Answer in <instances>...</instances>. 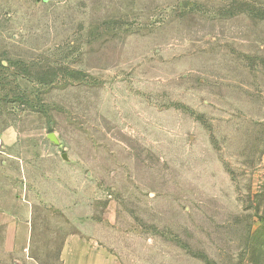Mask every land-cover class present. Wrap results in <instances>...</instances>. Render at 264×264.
I'll return each mask as SVG.
<instances>
[{
    "label": "rangeland",
    "instance_id": "374dc122",
    "mask_svg": "<svg viewBox=\"0 0 264 264\" xmlns=\"http://www.w3.org/2000/svg\"><path fill=\"white\" fill-rule=\"evenodd\" d=\"M73 235L264 264V0H0V264Z\"/></svg>",
    "mask_w": 264,
    "mask_h": 264
},
{
    "label": "crops",
    "instance_id": "0c3cea01",
    "mask_svg": "<svg viewBox=\"0 0 264 264\" xmlns=\"http://www.w3.org/2000/svg\"><path fill=\"white\" fill-rule=\"evenodd\" d=\"M63 264H112L105 252L96 251L88 239L73 235L62 252Z\"/></svg>",
    "mask_w": 264,
    "mask_h": 264
},
{
    "label": "water",
    "instance_id": "95a60500",
    "mask_svg": "<svg viewBox=\"0 0 264 264\" xmlns=\"http://www.w3.org/2000/svg\"><path fill=\"white\" fill-rule=\"evenodd\" d=\"M48 139H50L55 145H59L60 144V140H59V138L57 137V135L55 133H50L48 135ZM62 158L65 161H68L69 160L66 154H63L62 155Z\"/></svg>",
    "mask_w": 264,
    "mask_h": 264
}]
</instances>
